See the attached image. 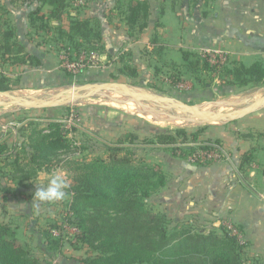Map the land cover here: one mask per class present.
<instances>
[{
	"label": "rangeland",
	"instance_id": "rangeland-1",
	"mask_svg": "<svg viewBox=\"0 0 264 264\" xmlns=\"http://www.w3.org/2000/svg\"><path fill=\"white\" fill-rule=\"evenodd\" d=\"M37 1L0 0V8L8 11L7 16L10 24L15 27V32L18 28L21 29L22 23H25V15L22 13L28 11L31 7H36ZM94 1L98 2L99 0H93L92 2ZM148 1L149 3L153 2V5L156 7V15H158L162 7V4L159 7V3L163 0ZM188 1L192 3V0ZM66 2L67 8L65 11L71 13L76 9L83 11L82 7L86 6L88 0H66ZM154 2L158 3L154 4ZM96 11L104 13V10L99 8ZM110 11L112 12H108L111 21L109 23L110 29L112 31L113 29L117 30V28L119 29L124 24L127 26V34H129L128 25L125 23V17L122 14L123 10L115 9L114 6L113 10ZM51 23L59 25L62 21L52 20ZM25 31L24 29L22 33ZM33 39L44 45H41L44 48L42 52L50 53L49 50H52L57 53L58 70L61 71L64 77L56 76L54 78L45 73H34L31 77L28 76V81H25L24 78L21 81L22 77L26 74L25 72L20 79L18 73L14 75L10 67H5L0 61V73L10 78V89L8 91H0V131L6 136L3 140L4 143L8 146L12 144L16 145L15 151H17L16 153L20 155L22 160H26L28 153L31 152L28 147L25 150V144H29L28 135H30L33 128L48 129V123H57L65 132L68 147L56 150V156L50 157L49 165L51 164V166L48 167V172H39L32 178V182L27 181L28 185H24L19 181L14 186L15 188L17 186L22 188L24 196H28L27 201L30 200V202H27L26 208L29 212L32 210V205L37 206L33 199V194L37 188L36 184L40 183L41 178L46 183L47 178L52 173L59 171L66 175L69 184V187L65 189L68 193L67 197L62 201L39 203L43 210L40 211L39 209L37 211L38 214H34L36 215L33 216L34 218H25L23 220V225L30 228V235H25L22 230H17L16 221L13 223L9 221L4 222L9 223L15 229L16 244L28 250L30 256L36 259L37 264H84L81 259L94 257L97 253L87 245L76 242L75 236L79 233V229L76 226L77 218L72 215L70 208L74 182L70 172L66 170L67 163L73 161H92L97 157L106 158L109 148L120 147L122 148L119 152L120 156L130 157L134 163H138V159H144L161 169L159 161L152 159L154 149L168 150L170 153L183 156L188 160L189 155L196 150L202 149L200 146L203 144H195L200 142L182 139L178 136H174V140L167 143L156 141L157 135L165 133L173 134V131L178 128L191 132L208 125L197 117L196 111H185L182 108L173 107L168 102L162 106L154 101L139 100L124 94L122 90L117 88H121L123 84H127V87L124 88L134 94L160 95L166 99L196 106L211 114L232 113L247 109L251 103L264 96V81L248 83L244 86L232 85L220 88L223 82L218 71L220 67L217 66L216 70L204 76L202 84L196 82L190 75L182 73V71L179 74L176 71L175 76H172L175 69L173 66L174 62L170 61V64H165V61L161 57L158 60L150 62L154 70L153 76L149 80L143 78V76L134 78L126 75L125 77L120 75L115 67L105 69L103 63L106 62V58L102 60L100 54L103 52L101 50H104V53L108 51L103 47L101 49V46H99L100 40L96 42L95 48L89 44L87 47L71 50L70 53H64L63 50L58 52L48 44H44L42 38L33 36ZM82 49L96 50L100 58L96 68L84 69L74 75L61 67L62 56L73 59V54ZM118 52V50L113 52L114 55L108 56L107 59L111 60L115 56L112 60L117 62L120 57ZM198 56L200 60L205 58L204 53H200ZM114 75H116V78H114ZM131 81L138 82L142 86L135 88ZM43 84L52 86L34 89L33 92L20 88L22 86H41ZM105 86H110V88L102 89ZM20 99H29L37 103L43 101L58 102L46 108H34L17 103ZM134 106L150 110L153 115H157V118L159 117L158 120L152 119V117L149 118L139 111H133ZM262 115H264V112L257 111L251 114L250 118L256 119L259 117L262 120ZM11 157L13 158V155L9 157L10 160L12 159ZM10 169L11 167H7V170H5L4 173L7 180L4 179L5 184L4 186L0 184V188L6 187L5 189H10L13 184L10 180H15L16 182L20 180L22 175H15V171ZM32 173V169H27L23 177L30 176ZM29 185H32V187L30 188ZM24 187L27 190H24ZM41 187H46V185H41ZM161 192L162 187L144 198V211L161 218L162 216L164 217L165 228L170 235H174L172 240L173 238L181 237L185 229L190 231L191 234H224L219 228L220 226L210 229L203 228L199 224L195 226L194 223L185 222L184 217L177 218L176 216H171L168 213L167 198L161 195ZM51 225H54V227H51L50 233L58 239L56 247L52 248L51 246L52 249H50L46 237L43 236L44 230L49 229ZM224 227L226 231H229V234L235 235L238 238V242L244 241L237 229L235 232L232 230L235 228L230 225H224ZM245 253L244 247L242 258L246 262L251 263L252 259L246 258ZM254 261L257 263L256 260Z\"/></svg>",
	"mask_w": 264,
	"mask_h": 264
},
{
	"label": "crops",
	"instance_id": "crops-1",
	"mask_svg": "<svg viewBox=\"0 0 264 264\" xmlns=\"http://www.w3.org/2000/svg\"><path fill=\"white\" fill-rule=\"evenodd\" d=\"M92 1L88 0L86 6L82 7L83 11L76 9L70 16L99 19V46L108 51L104 53L101 50V59L106 58L103 65L105 69L117 68V72L125 77L127 74L123 67L129 65L136 72L134 78L143 76L149 80L154 70L151 61L161 57L165 64H170V61L178 63L181 50L196 54L222 53L226 60L244 65L264 60V0H196L192 3L188 0H163L159 3V7L161 4L162 7L158 15L155 5L150 2L148 25L135 38L127 34V26L124 24L119 29L116 27L117 30L110 29L108 12L112 13L110 10H113L116 0ZM36 7L22 13L25 15V23L21 24V29L16 27V39L28 54L40 60V64H21L10 69L14 75L18 73L20 79L26 73L21 81L23 78L28 81V76L34 73L63 78L58 70L57 53L52 50H49L50 53L42 52L44 45L29 35L28 13ZM47 8L44 6L43 10ZM98 8L104 10V13L97 12ZM67 18L68 13L65 11L62 23H66ZM24 29L26 31L22 33ZM117 50L119 60L113 61L115 56L108 60V56L114 55L113 52ZM131 82L136 87L142 86L138 82ZM47 86L52 85L20 88L33 92L34 89ZM257 111L264 112V107L254 112ZM254 112L203 127L199 140L195 142L219 143L225 153L220 161L193 162L164 149H154L152 159L159 161L165 175L166 182L161 195L167 198L168 213L171 216L184 217L185 222L194 223L195 226L199 224L203 228L224 225L234 227L246 242V258L256 260V264H264V115L261 116L262 120L259 117L251 119ZM5 137L0 131V143ZM7 167L1 164L0 184L3 186L4 179L7 180L4 173ZM10 181L13 183L10 189L0 188V221H16L17 230L30 235V228L23 225V220L34 218L37 211L43 209L41 205H32V210L28 212V196H24L22 188L14 186L19 181L28 185L27 181L32 182L31 179Z\"/></svg>",
	"mask_w": 264,
	"mask_h": 264
},
{
	"label": "trees",
	"instance_id": "trees-1",
	"mask_svg": "<svg viewBox=\"0 0 264 264\" xmlns=\"http://www.w3.org/2000/svg\"><path fill=\"white\" fill-rule=\"evenodd\" d=\"M38 1L39 5L28 13L31 38H42L44 44L64 53L89 44L94 47L101 39L97 18L79 19L70 16L69 12L66 23L53 25L52 20H63L66 0ZM44 6L48 7L45 11ZM115 9L123 10L130 37H137L147 27L148 0H117ZM7 14V10L0 8L1 63L10 68L21 64L38 66L40 60L28 54L16 39L15 27L10 24ZM173 66L172 76L176 71L177 74L182 71L201 84L206 74L216 70V66L220 67L218 71L223 82L220 88L264 81V60L250 65L230 60L223 65H210L206 58L200 60L198 54L181 50L180 60ZM123 70L127 75L136 76L129 65H124ZM9 89L10 78L0 73V91ZM48 126V129L33 128L28 135L29 144H25V150L28 147L31 152L26 160L16 153L15 144L8 146L1 142L0 168L1 164L9 166L15 175H22L20 179L29 180L41 171L48 172L50 157L56 156V150L68 147L60 125L48 123ZM202 131V127L191 132L178 128L173 134L157 135L156 141L171 142L174 136L198 141ZM200 147L208 149L205 145ZM121 150L120 147H111L106 158L66 164L74 182L70 208L79 229L76 242L97 252L94 257L81 259L84 264H256L254 260L248 263L242 258L246 242H238V238L229 234L224 226L219 227L223 235L191 234L185 229L181 237L172 240L174 235L165 228L164 217L144 211V198L165 185L164 173L144 159L134 163L130 157L120 156ZM27 169H32L33 173L23 177ZM51 227L54 225L43 232L50 249L58 243L50 233ZM14 230L9 223L0 221V264H37L28 250L16 244Z\"/></svg>",
	"mask_w": 264,
	"mask_h": 264
},
{
	"label": "built area",
	"instance_id": "built-area-1",
	"mask_svg": "<svg viewBox=\"0 0 264 264\" xmlns=\"http://www.w3.org/2000/svg\"><path fill=\"white\" fill-rule=\"evenodd\" d=\"M204 57L212 64H223L226 57L222 53H204ZM99 56L95 49H82L73 54V59L62 56L61 67L67 71L77 74L84 69L96 68L99 64ZM199 144V143H195ZM208 149H199L189 155V160L193 162L208 163L220 161L225 157L223 148L219 143L208 142L203 143ZM231 228V227H230ZM234 228V227H233ZM236 232V229H232Z\"/></svg>",
	"mask_w": 264,
	"mask_h": 264
},
{
	"label": "water",
	"instance_id": "water-1",
	"mask_svg": "<svg viewBox=\"0 0 264 264\" xmlns=\"http://www.w3.org/2000/svg\"><path fill=\"white\" fill-rule=\"evenodd\" d=\"M124 87H127V84H123L121 86V88H117L122 90V92H124V94L130 95L133 98L139 99V100H149V101H154L157 104H160L162 106H164V103H171L173 107L176 108H182L185 111H190V110H194L197 112V117L199 119H201L202 121L206 122L207 124H213V123H221V122H227L230 120H234L237 119L239 117H242L246 114H249L251 112H254L260 108L264 107V96L261 97L260 99H258L257 101L253 102L250 104V106L247 109L244 110H240V111H235L232 113H215V114H211L208 113L207 111H203L199 108H197L196 106H190L189 104L186 103H182L179 101H174L171 99H166L163 96L160 95H145V94H134L128 90H126ZM136 88V86H133ZM110 88V86H105L102 87V89H108ZM58 101H43V102H35L29 99H20L18 100L17 103H22L24 106H29V107H34V108H46L50 105H53L55 103H57ZM67 102V101H64Z\"/></svg>",
	"mask_w": 264,
	"mask_h": 264
},
{
	"label": "clouds",
	"instance_id": "clouds-1",
	"mask_svg": "<svg viewBox=\"0 0 264 264\" xmlns=\"http://www.w3.org/2000/svg\"><path fill=\"white\" fill-rule=\"evenodd\" d=\"M46 185V187H41ZM37 188L33 194V199L38 206L41 202H57L64 200L68 193L65 191L69 187L66 175L63 172H54L48 178L46 183L41 182L36 184Z\"/></svg>",
	"mask_w": 264,
	"mask_h": 264
},
{
	"label": "bare ground",
	"instance_id": "bare-ground-1",
	"mask_svg": "<svg viewBox=\"0 0 264 264\" xmlns=\"http://www.w3.org/2000/svg\"><path fill=\"white\" fill-rule=\"evenodd\" d=\"M131 106V105H130ZM133 111H139V112H141V113H144V115H146V116H148L149 118H151L152 117V119H156V120H158V118H157V115L155 116V115H153L152 114V112L150 111V110H148V109H146V108H143V107H139V108H136V106H134V108H133ZM154 116V117H153ZM185 121V120H184ZM159 124V123H158Z\"/></svg>",
	"mask_w": 264,
	"mask_h": 264
}]
</instances>
